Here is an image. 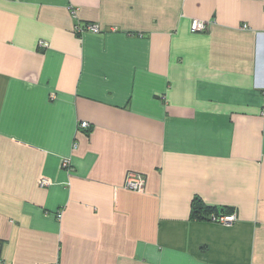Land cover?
Here are the masks:
<instances>
[{"label": "crops", "instance_id": "1", "mask_svg": "<svg viewBox=\"0 0 264 264\" xmlns=\"http://www.w3.org/2000/svg\"><path fill=\"white\" fill-rule=\"evenodd\" d=\"M55 263L264 264V0H0V264Z\"/></svg>", "mask_w": 264, "mask_h": 264}, {"label": "built area", "instance_id": "2", "mask_svg": "<svg viewBox=\"0 0 264 264\" xmlns=\"http://www.w3.org/2000/svg\"><path fill=\"white\" fill-rule=\"evenodd\" d=\"M208 23L206 21H200V20H194L191 25V31L193 33H199V32H205L207 30ZM81 32L84 30L80 29ZM87 31L93 32V33H98L99 29L95 25H90L87 27ZM43 46H47L46 43H42ZM80 127L83 129H88L90 127L89 123L83 122L80 124ZM67 163H65L66 165ZM145 184H146V179L142 174L139 173H129L126 177L125 180V188L134 192L141 193L145 189ZM42 186L49 185V182L47 180H42L41 181ZM210 221L224 225V226H232L234 225L237 221V213L232 212L230 214H213L210 216ZM59 264V263H55Z\"/></svg>", "mask_w": 264, "mask_h": 264}, {"label": "trees", "instance_id": "3", "mask_svg": "<svg viewBox=\"0 0 264 264\" xmlns=\"http://www.w3.org/2000/svg\"><path fill=\"white\" fill-rule=\"evenodd\" d=\"M205 211L206 212H215L214 211V208H212V207H207V208H205ZM200 212H197V215L199 214ZM229 213H232L230 210H229V212L227 211V210H225V209H223V210H221V213H218V215L219 214H229Z\"/></svg>", "mask_w": 264, "mask_h": 264}]
</instances>
